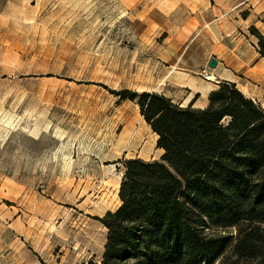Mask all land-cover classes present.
<instances>
[{
	"label": "rangeland",
	"instance_id": "374dc122",
	"mask_svg": "<svg viewBox=\"0 0 264 264\" xmlns=\"http://www.w3.org/2000/svg\"><path fill=\"white\" fill-rule=\"evenodd\" d=\"M252 28L264 0H0V264L100 262L124 162L162 158L111 91L188 100L216 58L264 107Z\"/></svg>",
	"mask_w": 264,
	"mask_h": 264
},
{
	"label": "trees",
	"instance_id": "16d2710c",
	"mask_svg": "<svg viewBox=\"0 0 264 264\" xmlns=\"http://www.w3.org/2000/svg\"><path fill=\"white\" fill-rule=\"evenodd\" d=\"M252 34L264 59V35ZM111 93L139 105L164 155L124 162L121 206L100 219L107 243L89 264H216L232 246L223 264H264V107L229 81L203 109Z\"/></svg>",
	"mask_w": 264,
	"mask_h": 264
},
{
	"label": "crops",
	"instance_id": "0c3cea01",
	"mask_svg": "<svg viewBox=\"0 0 264 264\" xmlns=\"http://www.w3.org/2000/svg\"><path fill=\"white\" fill-rule=\"evenodd\" d=\"M218 67H220V64H218ZM217 69V68H216ZM220 70H215L214 74L216 75L218 79L217 82H207L205 84H201L200 85V89L195 92L192 97L190 99H183L182 101L180 102H174L182 107H187L191 104H194V108H197V109H203L205 107H207L208 105V97L210 95V93L215 90L217 87H218V84L222 81H229V82H234L236 83L234 80L230 79V78H227V77H221V74H220ZM191 89V88H189ZM156 136V143L158 141V136L155 134ZM159 151V155L162 157L164 155V151L161 150V149H158ZM142 159V158H141ZM144 160V159H143ZM146 161V160H145Z\"/></svg>",
	"mask_w": 264,
	"mask_h": 264
},
{
	"label": "water",
	"instance_id": "95a60500",
	"mask_svg": "<svg viewBox=\"0 0 264 264\" xmlns=\"http://www.w3.org/2000/svg\"><path fill=\"white\" fill-rule=\"evenodd\" d=\"M218 60L216 58H212L209 62V68L210 69H216L218 67Z\"/></svg>",
	"mask_w": 264,
	"mask_h": 264
},
{
	"label": "built area",
	"instance_id": "2783aa9c",
	"mask_svg": "<svg viewBox=\"0 0 264 264\" xmlns=\"http://www.w3.org/2000/svg\"><path fill=\"white\" fill-rule=\"evenodd\" d=\"M203 76H204V78H205V80H207V81H209V82H212L213 80H212V74H210V72H207V71H205L204 70V72H203Z\"/></svg>",
	"mask_w": 264,
	"mask_h": 264
},
{
	"label": "bare ground",
	"instance_id": "6f19581e",
	"mask_svg": "<svg viewBox=\"0 0 264 264\" xmlns=\"http://www.w3.org/2000/svg\"><path fill=\"white\" fill-rule=\"evenodd\" d=\"M215 70H217V69H212V71H215Z\"/></svg>",
	"mask_w": 264,
	"mask_h": 264
}]
</instances>
